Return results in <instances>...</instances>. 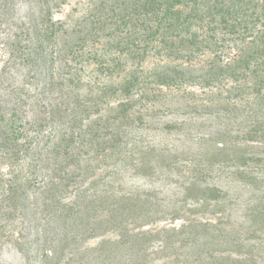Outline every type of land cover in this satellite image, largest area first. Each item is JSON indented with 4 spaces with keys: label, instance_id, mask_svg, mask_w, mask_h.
Segmentation results:
<instances>
[{
    "label": "trees",
    "instance_id": "1",
    "mask_svg": "<svg viewBox=\"0 0 264 264\" xmlns=\"http://www.w3.org/2000/svg\"><path fill=\"white\" fill-rule=\"evenodd\" d=\"M35 1L43 5L41 16L31 20L25 33L26 39L19 37L14 43L10 58L11 62H22V59L29 62V56L34 54L43 68L42 75L46 69L51 81L45 79L43 87L34 88L36 76L31 81L33 83L14 90L13 83L6 81V75L10 72L8 67L0 74V90L4 89L6 96L15 101L12 111L6 110L0 103V163L7 164L12 175L0 202L2 217L8 223L23 218L22 223L25 224L28 217L35 222L36 216L41 214L43 222L58 225L54 234L47 236V243L40 244V237L28 243L39 245L38 250L43 252V256L38 257L40 264H62L67 255L72 258L66 264H74L78 253H82L77 242L85 243L108 231L117 232L120 239L114 244L106 241L97 248L95 253L98 254H93L96 261L106 254L107 245L129 247L138 253L145 251L142 246L147 242L164 240L163 237L168 238V242L176 235L182 237L191 234L188 239L193 238L194 235L187 230L197 227L195 224L200 221L191 220V215L208 213L211 207H218L219 212L222 209L219 207L222 204L225 206L227 197L218 187L208 185L205 179H194L186 186L185 207L173 215V221L185 219L184 225L179 230L147 231L145 227L167 218V212L159 209L156 194L139 193L112 204L107 193L92 186L86 187L98 168L91 167L89 171L86 166L87 169H83V157L90 154L92 158V153L101 156L106 145L110 144L112 149L123 142L122 129L126 123L119 122L121 119L129 120L138 104L147 98L146 93L151 90L149 86L152 83L182 89L188 84L208 87L215 83L253 80L252 92L264 103V0H130L126 3L127 11L119 15L114 23V33L108 36L118 39L111 50L116 48L131 60L141 62L147 60L155 50L165 61L150 76L154 79L152 82L132 74L121 86H103L100 94L86 98L78 93L82 86L79 73L83 69L74 68L73 64L76 65L83 58V55L78 56L79 51L87 47L88 42H93V45L98 43L99 36L91 31L80 37L79 44L68 46L65 55L64 50L49 51L56 46L60 34V29L56 30L52 21L55 2L57 7L63 2ZM26 41L29 44L25 45ZM229 43H246L248 46L240 49L235 58L226 61L224 52ZM209 52L213 58L202 64L200 57ZM53 59L63 63L59 80L55 78L54 65L47 67L49 61L53 64ZM86 61L106 65L105 61L99 60L98 54ZM139 92L145 95L137 100ZM119 96L124 97V101L118 104L115 116L106 119L99 117L97 122L90 121V126L84 129L85 122L93 114L101 116L108 101ZM5 99L3 97L1 101ZM28 107L32 108L31 114L38 110V114L31 119ZM260 109L263 111L264 107ZM58 123L68 128L63 132H48L51 125ZM254 128L251 127L246 140L264 142V119ZM255 155L243 150L240 156L242 166L248 167L252 160L264 165V160ZM23 156H31L34 164H30L27 172L20 176L15 170H18L17 162H21ZM147 163L143 166H147ZM43 190L45 199L40 202L34 195L42 194ZM68 195H73L76 201L65 203L64 197ZM108 204L109 207L105 206ZM116 205L119 207L112 208ZM263 214L260 212V216ZM9 226H0V248H4L5 239L9 237L12 243L23 249L22 245L27 244L31 232L24 233V229L16 226H10L8 231ZM202 227L207 229L208 225L202 224ZM45 232L48 233L47 230ZM71 246H75L76 253L69 250ZM83 260L90 258L86 256Z\"/></svg>",
    "mask_w": 264,
    "mask_h": 264
},
{
    "label": "rangeland",
    "instance_id": "2",
    "mask_svg": "<svg viewBox=\"0 0 264 264\" xmlns=\"http://www.w3.org/2000/svg\"><path fill=\"white\" fill-rule=\"evenodd\" d=\"M60 1L63 4L57 7L55 2L52 14V21L56 30L60 29V34L56 46L49 51L64 50L65 55L68 46L79 44L78 39L91 31L100 39L95 45L88 42L87 47L79 51L78 56L83 55L80 61L85 62L78 60L76 65L73 64L74 68L83 69L79 73L82 86L78 93L81 97L96 96L103 86L119 87L132 74L154 81L150 76L165 61L155 50L143 62L131 60L116 48L111 50L118 39L108 36L114 33V23L119 15L127 11L126 3L130 0ZM42 6L35 0H0V74L7 66L10 72L6 75V81L13 83L14 90L33 83L31 81L36 76L34 88L43 87L45 79L51 81L46 69L42 75L43 68L34 54L29 56V62L23 59L22 62H11L10 58L14 43L19 37L26 39L27 28L32 19L41 16ZM227 45L224 52L226 61L235 58L240 49L248 46L246 43ZM95 54L99 55V60L105 61V66L87 63L86 60ZM211 58L213 54L209 52L200 60L203 64ZM48 64L47 67L54 65L55 78L59 80L58 74L63 63L57 59L53 64L50 61ZM253 82L229 81L208 87L188 84L182 89L161 87L155 83L149 86L151 90L146 95L150 100L143 98L129 120L121 119L119 122L126 123L122 129L123 142L112 149L110 144L106 145L101 156L92 153V158L90 154L83 157V169L86 166L89 171L91 167L98 168L86 187L92 186L107 193L112 204L139 193L156 194L159 209L167 212V218L145 227V230L152 232L174 228L179 230L184 225L185 219L173 221V215L185 207L186 186L194 179H205L208 185L218 187L227 197L225 206L222 204L219 212L218 207H211L208 213L191 215V220L208 225L205 229L202 224L196 223L197 227L188 229L187 232L192 233L193 238L188 239L191 234L182 237L176 235L168 242V238L163 237L164 240L144 244V252L135 253L129 247L107 245L106 254L96 261L93 254L98 253L95 250L106 241L114 244L120 235L108 231L85 243L77 242L82 253H78L74 264H264V214L260 216V212L264 213V165L252 160L248 167H243L240 157L243 150H247L249 155L257 154L255 157L264 160V142H248L245 138L251 127L256 128L258 122L264 119V110L260 109L264 103L252 92ZM5 93L4 89L0 90V103L6 110L12 111L15 101ZM142 93L136 95L137 100L144 97ZM3 97L6 99L1 101ZM123 101L122 96L108 101L101 116L93 114L85 122L84 129L90 121L97 122L99 117L106 119L115 116L118 104ZM28 108L30 119L38 114V110L31 114L32 108ZM66 127L58 123L51 125L48 132H63ZM27 157L23 156V160L17 162L18 170L15 171L20 176L27 172L30 164H34V159ZM165 162L166 167H163ZM145 163L148 165L144 167ZM11 177L8 165L0 163V202ZM44 193L43 190L42 194L37 193L34 198L42 202ZM63 201L72 204L76 198L68 195ZM105 206L109 207V204ZM80 207L83 209L82 205ZM36 218L34 222L33 218L28 217L25 224L22 223L23 218L8 223L0 214V226H16L24 229V233L31 232L27 244L22 245L23 249L12 243L9 237L5 239L4 248H0V264H40L38 257L41 258L43 252L38 250L39 245L28 243L38 237L40 244L47 243V236L53 235L58 225L48 223V227L41 214ZM69 250L76 253L75 246ZM86 256L90 260H83ZM71 258L67 255L62 264L68 263Z\"/></svg>",
    "mask_w": 264,
    "mask_h": 264
}]
</instances>
